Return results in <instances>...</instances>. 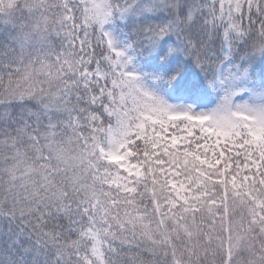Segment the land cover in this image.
<instances>
[{"label": "snow or ice", "instance_id": "snow-or-ice-1", "mask_svg": "<svg viewBox=\"0 0 264 264\" xmlns=\"http://www.w3.org/2000/svg\"><path fill=\"white\" fill-rule=\"evenodd\" d=\"M0 264H264V0H0Z\"/></svg>", "mask_w": 264, "mask_h": 264}]
</instances>
